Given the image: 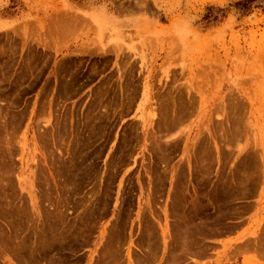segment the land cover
Returning <instances> with one entry per match:
<instances>
[{
	"label": "rangeland",
	"instance_id": "obj_1",
	"mask_svg": "<svg viewBox=\"0 0 264 264\" xmlns=\"http://www.w3.org/2000/svg\"><path fill=\"white\" fill-rule=\"evenodd\" d=\"M0 264H264V0H0Z\"/></svg>",
	"mask_w": 264,
	"mask_h": 264
},
{
	"label": "bare ground",
	"instance_id": "obj_2",
	"mask_svg": "<svg viewBox=\"0 0 264 264\" xmlns=\"http://www.w3.org/2000/svg\"><path fill=\"white\" fill-rule=\"evenodd\" d=\"M35 209H36V208H35ZM36 211H37V210H36ZM40 217H41V216H40ZM55 226H56V225H55ZM48 227H49V225H48ZM53 227H54V226L52 225V227L48 228V229H51V228H52V230H50V232L52 231V234H51L52 236H53ZM54 228H55V227H54ZM50 237H51V236H50ZM194 237H195V236H194ZM54 242H55V241H54ZM38 243H39V242H38ZM48 243H49V240H43V241H41L40 244L38 245V246H39V247L37 248L38 250L35 248L36 250L34 249V250H32V251H34L35 254L38 252V253H37L38 255H42V254H44L47 250H49V249H47V248H48L47 246H49ZM56 243H57V242H56ZM58 244H59V243H58ZM31 246H32V245H31ZM31 246H30V247H31ZM32 247H33V246H32ZM21 248H22V247H20V250H21ZM193 248H194V247H193ZM22 250H23V249H22ZM179 250H180V249H179ZM32 251H31V252H32ZM182 251H183V250H182ZM184 251H185V250H184ZM17 252L19 253V251H17ZM17 252H16V253H17ZM110 252H111V250H110ZM32 253H33V252H32ZM108 253H109V252H108ZM37 254H36V255H37ZM150 254H151V253H150ZM193 254H194V253H193ZM38 255H37V256H38ZM179 258H180V257H179ZM187 260H188V259H187Z\"/></svg>",
	"mask_w": 264,
	"mask_h": 264
}]
</instances>
